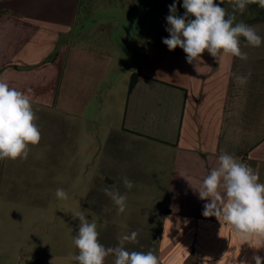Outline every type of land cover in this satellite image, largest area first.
<instances>
[{"label":"crops","instance_id":"0c3cea01","mask_svg":"<svg viewBox=\"0 0 264 264\" xmlns=\"http://www.w3.org/2000/svg\"><path fill=\"white\" fill-rule=\"evenodd\" d=\"M87 1L98 6V0ZM85 4L0 0V79L29 96L41 132L26 160L0 161V229L6 219L20 226L25 217L32 237L19 230L13 242L23 249L40 244L36 229L40 223L54 228L56 213L65 230L78 231L74 217L83 212L95 221L105 247L135 231L137 242L126 241L125 248L151 250L159 264L264 259V248L249 246L229 225L203 216L207 201L194 190L221 152L250 165L264 183V43L242 45L246 61L222 56L218 63L205 51L196 69L181 48L169 51L163 44L169 33L168 24H161L160 40H151L147 53L138 52L140 66L104 90V74L117 52L115 32L102 20L80 23ZM249 25L264 38V20ZM248 73L242 86L233 75ZM125 176L134 183L131 190L124 187ZM106 186L127 194L123 213L102 191ZM58 188L69 198L56 211ZM45 245L46 254L20 259L78 264L73 238L47 239ZM6 259L0 255V263ZM114 260L110 255L105 264Z\"/></svg>","mask_w":264,"mask_h":264},{"label":"clouds","instance_id":"9594fccd","mask_svg":"<svg viewBox=\"0 0 264 264\" xmlns=\"http://www.w3.org/2000/svg\"><path fill=\"white\" fill-rule=\"evenodd\" d=\"M232 8L244 14L247 6L258 4L264 9V0H229ZM223 0H183V15H177V2L169 5L166 16L169 37L162 42L169 51L181 48L189 64L196 69L202 62V54L207 51L218 63L222 56H231L246 61L248 55L242 51L245 46L260 47L264 38L257 34L254 27L243 21L236 22L235 14L229 15ZM235 75L239 85L247 84L251 73ZM38 117L33 111L31 100L24 92L11 87L0 79V161L10 159L26 160L30 153L29 145H38L41 132L35 123ZM124 187L131 190L134 183L126 176L122 177ZM259 173L238 160L233 154L221 152L218 163L202 179L198 192L199 199L207 201L202 215L214 216L221 225H229L240 239L249 246L264 248V183H260ZM117 206L118 213L127 207V194L113 191L110 187L102 189ZM57 199L67 200L68 193L56 189ZM78 232L73 237L79 250L72 259L78 264H105L108 256H114V264H159V258L153 251H129L124 244L137 242L138 233L119 238L115 247H105L98 240L99 232L95 221L89 222L83 212L77 213ZM255 264H264V259L253 256ZM243 264V262H242Z\"/></svg>","mask_w":264,"mask_h":264},{"label":"rangeland","instance_id":"374dc122","mask_svg":"<svg viewBox=\"0 0 264 264\" xmlns=\"http://www.w3.org/2000/svg\"><path fill=\"white\" fill-rule=\"evenodd\" d=\"M95 2V1H94ZM177 2V15H183L185 9L182 7L183 0H176ZM220 0H216L219 3ZM97 3V2H96ZM174 3V0H98V6L93 9L89 2L86 0V9L82 11L80 17V23L83 25H91L94 21H100L105 24H111L114 30L113 42L116 47V56L113 59V65L109 73L104 74V79H108L104 85H112L115 79L125 78L131 71L136 70L140 63L143 62L142 55L138 52L147 53L150 48V41H159L157 27L161 24H167L166 16L169 15V5ZM89 4V5H87ZM95 6V5H94ZM221 7H225L227 11L231 9L229 0H223ZM236 11L238 22L247 21L251 19L252 13L247 6V10L244 14H240ZM114 19L117 20V25L114 23ZM114 54V52H113ZM56 207H62L63 200L54 199ZM17 220V216L14 217ZM55 226L54 228H47L45 224L40 223L39 227L35 231V237L39 239V245L28 246L20 249L19 246L14 245V239L19 233L29 239L32 234L29 230V221L23 219L20 226H15V221L6 219L8 222L0 229V255H6L7 259L0 264H25V260L20 259V255L25 256L30 253L46 254L47 246L45 241L47 239H55L56 241L63 238H73V233L78 231L65 230L62 219V214H55ZM46 230L48 233H46ZM54 234V236H53ZM57 244V243H56ZM55 253H61L62 246L55 245Z\"/></svg>","mask_w":264,"mask_h":264},{"label":"trees","instance_id":"16d2710c","mask_svg":"<svg viewBox=\"0 0 264 264\" xmlns=\"http://www.w3.org/2000/svg\"><path fill=\"white\" fill-rule=\"evenodd\" d=\"M248 7H249L253 17L251 19H248L247 21H245V23L247 25L254 23V22H257V21H263L264 20V9H261L258 6V4H250V5H248ZM227 13L229 15L235 14L236 22L239 21L237 15H236V11L232 8V6H231V9L229 11H227ZM241 40H242V45H244L243 38H241Z\"/></svg>","mask_w":264,"mask_h":264}]
</instances>
